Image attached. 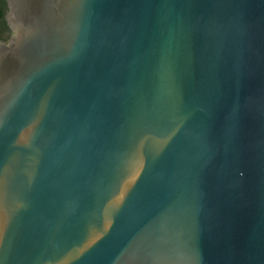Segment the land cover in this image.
Listing matches in <instances>:
<instances>
[{
  "label": "water",
  "instance_id": "obj_1",
  "mask_svg": "<svg viewBox=\"0 0 264 264\" xmlns=\"http://www.w3.org/2000/svg\"><path fill=\"white\" fill-rule=\"evenodd\" d=\"M0 264H264V0H6Z\"/></svg>",
  "mask_w": 264,
  "mask_h": 264
},
{
  "label": "trees",
  "instance_id": "obj_2",
  "mask_svg": "<svg viewBox=\"0 0 264 264\" xmlns=\"http://www.w3.org/2000/svg\"><path fill=\"white\" fill-rule=\"evenodd\" d=\"M7 10L6 0H0V38L7 40L10 36V28L5 19V13Z\"/></svg>",
  "mask_w": 264,
  "mask_h": 264
}]
</instances>
